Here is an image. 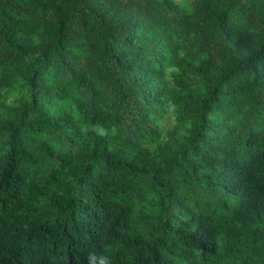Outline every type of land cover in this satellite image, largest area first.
<instances>
[{
    "label": "trees",
    "instance_id": "1",
    "mask_svg": "<svg viewBox=\"0 0 264 264\" xmlns=\"http://www.w3.org/2000/svg\"><path fill=\"white\" fill-rule=\"evenodd\" d=\"M0 264H264V0H0Z\"/></svg>",
    "mask_w": 264,
    "mask_h": 264
},
{
    "label": "clouds",
    "instance_id": "2",
    "mask_svg": "<svg viewBox=\"0 0 264 264\" xmlns=\"http://www.w3.org/2000/svg\"><path fill=\"white\" fill-rule=\"evenodd\" d=\"M93 254H94V252H89L88 253V256L86 257V259L89 258V257H91Z\"/></svg>",
    "mask_w": 264,
    "mask_h": 264
},
{
    "label": "rangeland",
    "instance_id": "3",
    "mask_svg": "<svg viewBox=\"0 0 264 264\" xmlns=\"http://www.w3.org/2000/svg\"><path fill=\"white\" fill-rule=\"evenodd\" d=\"M181 1L187 3L189 0H181Z\"/></svg>",
    "mask_w": 264,
    "mask_h": 264
}]
</instances>
